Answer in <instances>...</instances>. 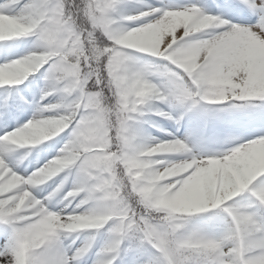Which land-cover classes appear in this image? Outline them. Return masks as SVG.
I'll return each mask as SVG.
<instances>
[{
	"label": "clouds",
	"instance_id": "clouds-1",
	"mask_svg": "<svg viewBox=\"0 0 264 264\" xmlns=\"http://www.w3.org/2000/svg\"><path fill=\"white\" fill-rule=\"evenodd\" d=\"M158 2L25 0L0 12V264H82L105 226L91 264L138 248L135 264H264V132L248 138L224 116L264 114V12L243 22L217 0ZM37 73L31 115L9 126ZM157 101L177 126L201 118L216 147L190 130H143Z\"/></svg>",
	"mask_w": 264,
	"mask_h": 264
},
{
	"label": "rangeland",
	"instance_id": "rangeland-1",
	"mask_svg": "<svg viewBox=\"0 0 264 264\" xmlns=\"http://www.w3.org/2000/svg\"><path fill=\"white\" fill-rule=\"evenodd\" d=\"M153 3L156 5V2H153ZM156 6H159V5H156ZM28 39L29 38H24V41H27ZM10 44H11L12 51L15 53H22L26 47L25 42H15V43L10 42ZM6 50L7 49H4L3 51H6ZM36 76H37V79L32 82V84L30 85L28 89H25V86H21L22 89H25V95L27 96V99L29 98H33L35 100L39 99L40 86H42V80L39 79L40 77L39 73H37ZM26 85H28V82H26ZM49 101H54V98L49 97L48 101H45V102H49ZM0 103H2V101H0ZM155 103L157 106L152 108V110L147 114V119H145L140 125V127L143 130L147 132L149 131L152 133L154 131L155 132L160 131V126H162L163 128H171V129L176 128V130L178 131L176 135H179V136H183L186 132L190 130L193 143L194 144L198 143L196 144L198 147L202 149H206V150L216 147L215 145H212V144L206 146V144L200 143L202 141L201 139H203L201 136V129L204 123V121L201 118L194 116V119H198L200 121V125L198 126V128L189 127L187 130H184L185 132H180V126L175 125L172 121L160 115V109L164 108L165 110H167V106L160 104V102L158 101ZM27 110H29V115H31V108L27 107L26 110H24L20 114V118H21L20 122H23L22 120L26 119L25 118L26 116L24 114L27 112ZM262 115L264 114H260V113L253 111L252 106H250L247 112H243V113L242 112H232V113L224 114L225 119L229 120L234 127L240 130H243L246 133L248 138H251L252 136H255V135H259L262 132H264V127H262L261 125ZM13 124L16 126V121L12 122V125ZM2 130L3 128L2 126H0V132H2ZM70 131L71 129H69L65 133H62L61 136L55 139V141L53 142V147L50 148L47 153L41 154L42 161L45 158H50L52 154H55V151L60 146H62L64 140L67 138L68 132ZM33 164L37 165L35 161L33 162ZM44 189L45 191H43V193H39V192L37 193L38 196L47 195V192L51 190L50 188H47V187H44ZM106 230H107V226H105V229H102L100 233L97 235L96 240L94 241L90 252L84 258V261L82 262V264H91V261L96 258L97 253L99 252V250L103 247V245L106 242V239H107L105 235ZM6 239H7L6 233L4 229L0 227V241H2L5 244ZM83 240H84V237L82 236L80 240L76 241V244L73 247L74 248L79 247L81 243L83 242ZM121 248L127 249V241L125 242L124 245L121 246ZM134 256H135V253H133L132 251L122 250L120 253V256L116 259L115 264H131V262L134 259Z\"/></svg>",
	"mask_w": 264,
	"mask_h": 264
},
{
	"label": "snow or ice",
	"instance_id": "snow-or-ice-1",
	"mask_svg": "<svg viewBox=\"0 0 264 264\" xmlns=\"http://www.w3.org/2000/svg\"><path fill=\"white\" fill-rule=\"evenodd\" d=\"M44 0H27L26 7L28 8H37L40 7L43 4ZM211 2V0H210ZM219 5L221 6L222 10L229 15L230 17L241 20L243 22L253 21L256 19L255 15H252L251 12L260 11L264 12V6L260 7L259 9L256 6L255 0H248L249 7H244L236 2V0H217ZM25 3V0H3L2 3H0V12H2L4 15L7 16H13L14 13L12 12H5L4 9L6 7H15L17 4ZM215 6V5H214ZM251 10V11H250ZM6 53H0V56L4 55ZM31 84L26 85L25 89H28ZM5 104L8 103L7 100L4 101ZM29 107V101L27 99V96L25 95V90H23V95L17 94L16 97L12 100V107L11 112L9 115L10 120L13 119L15 116L20 115L26 108ZM160 115L167 117V113L160 112ZM261 125L264 127V115L261 116ZM38 165L31 164V166H25L21 169L25 174L31 172L32 167H37ZM45 189H42L39 191V193H43ZM38 195V194H37ZM43 196V195H39ZM133 253H135L134 259L131 262V264H135L136 260H138L141 256H143L144 250L143 248H138L131 250ZM114 260L112 264H115Z\"/></svg>",
	"mask_w": 264,
	"mask_h": 264
},
{
	"label": "bare ground",
	"instance_id": "bare-ground-1",
	"mask_svg": "<svg viewBox=\"0 0 264 264\" xmlns=\"http://www.w3.org/2000/svg\"><path fill=\"white\" fill-rule=\"evenodd\" d=\"M3 2V0H0V3H2ZM153 2H156V5H159V2H158V0H153ZM189 117V120H191L192 119V117H191V115L190 116H188ZM165 129H167L168 131L167 132H165V131H154V132H150L152 135H154V136H158V137H160L161 139H167V138H170L169 137V135H168V133L169 132H171V133H174V134H177V130H176V128H165ZM155 130V129H154ZM149 132V131H148Z\"/></svg>",
	"mask_w": 264,
	"mask_h": 264
}]
</instances>
